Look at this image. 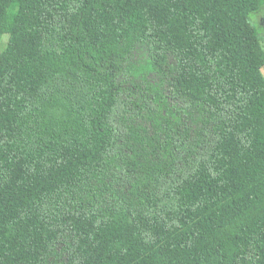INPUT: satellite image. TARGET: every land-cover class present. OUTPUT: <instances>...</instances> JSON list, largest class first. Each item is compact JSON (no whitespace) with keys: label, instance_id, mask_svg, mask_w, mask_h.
Wrapping results in <instances>:
<instances>
[{"label":"trees","instance_id":"obj_1","mask_svg":"<svg viewBox=\"0 0 264 264\" xmlns=\"http://www.w3.org/2000/svg\"><path fill=\"white\" fill-rule=\"evenodd\" d=\"M264 0H0V264H264Z\"/></svg>","mask_w":264,"mask_h":264},{"label":"rangeland","instance_id":"obj_2","mask_svg":"<svg viewBox=\"0 0 264 264\" xmlns=\"http://www.w3.org/2000/svg\"><path fill=\"white\" fill-rule=\"evenodd\" d=\"M255 33L258 35L260 43L264 49V3L261 8L251 17ZM8 43V35L5 34L0 38V52L3 51ZM264 74V66L262 68Z\"/></svg>","mask_w":264,"mask_h":264}]
</instances>
